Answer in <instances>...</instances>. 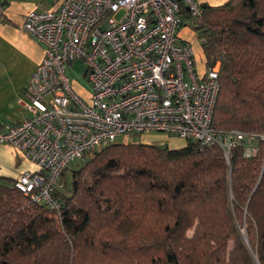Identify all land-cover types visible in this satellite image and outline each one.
I'll list each match as a JSON object with an SVG mask.
<instances>
[{"label": "trees", "instance_id": "obj_1", "mask_svg": "<svg viewBox=\"0 0 264 264\" xmlns=\"http://www.w3.org/2000/svg\"><path fill=\"white\" fill-rule=\"evenodd\" d=\"M200 6L204 64L219 62L211 125L254 136L256 154L117 141L68 185L62 172L59 214L0 177V264H264V0Z\"/></svg>", "mask_w": 264, "mask_h": 264}, {"label": "built area", "instance_id": "obj_2", "mask_svg": "<svg viewBox=\"0 0 264 264\" xmlns=\"http://www.w3.org/2000/svg\"><path fill=\"white\" fill-rule=\"evenodd\" d=\"M200 14L196 0H60L55 8L28 11L22 27L42 44L43 55L24 90L30 114L0 129V143L14 146L36 169L20 173L14 186L59 214L56 191L66 168L108 144L149 133L217 145L227 161L237 144L254 156V136L211 125L219 62L199 71L191 43L179 35ZM75 59L90 84L82 94L67 74Z\"/></svg>", "mask_w": 264, "mask_h": 264}, {"label": "crops", "instance_id": "obj_3", "mask_svg": "<svg viewBox=\"0 0 264 264\" xmlns=\"http://www.w3.org/2000/svg\"><path fill=\"white\" fill-rule=\"evenodd\" d=\"M196 1L200 4L220 5L227 0ZM59 2L60 0H6L0 16V129L11 126L30 114L29 102L24 90L43 55L42 44L22 27L25 14L35 9L55 8ZM185 25L180 28L179 35L191 43L192 37L197 35L192 26L190 28ZM198 42L200 45L199 39ZM200 49L203 55L201 45ZM202 59L204 64V56ZM197 68L201 71L204 67L199 69L197 66ZM150 134L136 136L133 140L147 143L146 140L150 137L147 135ZM169 137L174 138V136ZM185 142L183 140L180 146H166L178 148ZM35 169V165L27 161L14 146L0 143V177L15 179L20 173Z\"/></svg>", "mask_w": 264, "mask_h": 264}, {"label": "rangeland", "instance_id": "obj_4", "mask_svg": "<svg viewBox=\"0 0 264 264\" xmlns=\"http://www.w3.org/2000/svg\"><path fill=\"white\" fill-rule=\"evenodd\" d=\"M121 13L117 14V17H120ZM185 26H189V24H186ZM191 28V27H190ZM200 40V39H199ZM191 45L193 47V50L195 51V58H196V65L200 68L204 67L203 64V55L201 53L200 45L198 42L197 37H192ZM198 56V58H197ZM67 74L69 78L71 79L73 83L74 89L80 93L81 91L87 92L90 89V84L86 78V73H85V65L83 64L82 60L80 59H75L73 63H68L67 64ZM150 134V133H149ZM161 135V136H160ZM146 141L148 144H154V145H169V146H180L181 143L183 142L182 139H178V137L170 138L164 133H153ZM139 137V136H138ZM84 160L78 159L76 162L71 164L65 171V183L68 185V181L70 179V173L72 168H76L77 166L82 165Z\"/></svg>", "mask_w": 264, "mask_h": 264}]
</instances>
